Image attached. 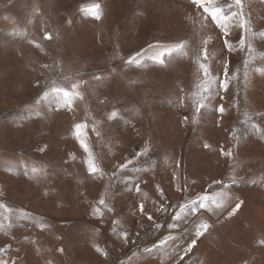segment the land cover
Returning a JSON list of instances; mask_svg holds the SVG:
<instances>
[{"label":"rangeland","instance_id":"374dc122","mask_svg":"<svg viewBox=\"0 0 264 264\" xmlns=\"http://www.w3.org/2000/svg\"><path fill=\"white\" fill-rule=\"evenodd\" d=\"M92 3L101 4L100 20L81 12ZM244 11L256 32L247 37L256 51L247 56L246 78L247 49L240 50L236 21L228 36L236 50L229 52L215 24L201 26L191 0H0V203L7 209H0V248L7 249L0 259L7 264H264V0H245ZM14 30L23 35H9ZM44 31L53 39L45 40ZM202 38H211L213 75L223 77L226 60L230 76L240 73L197 116L193 54ZM181 40L189 41L187 58L166 65L147 59ZM132 56L144 66L126 64ZM93 75L107 79L97 85ZM77 80L89 83L74 110H56L49 102L34 105L52 81L70 89ZM220 105L223 114L216 110ZM37 107L39 116L32 114ZM112 110L119 116L107 120ZM89 116L101 121V136L89 127L88 142L102 179L88 175L85 154L72 134L74 123L91 124ZM144 148L148 155L124 172L127 183L112 176L118 164ZM25 164L44 174L25 175ZM213 181L230 185L231 199L222 208L197 213L210 228L179 260L194 238H185L184 230L194 228L196 217L182 213L187 222L169 229L171 216L184 201L219 191L222 185ZM102 195L113 211L103 209L97 218L92 209ZM239 201L241 208L229 217ZM161 206L168 210L158 211ZM170 232L177 241L167 251H144ZM177 244L180 252L173 254Z\"/></svg>","mask_w":264,"mask_h":264},{"label":"snow or ice","instance_id":"6c2138e0","mask_svg":"<svg viewBox=\"0 0 264 264\" xmlns=\"http://www.w3.org/2000/svg\"><path fill=\"white\" fill-rule=\"evenodd\" d=\"M191 4L200 11L199 23L202 27L206 25V22L210 21L211 23L215 24L218 29L221 30L224 36L223 45L229 52L236 50L232 42L228 39L231 31L230 22L232 20L236 21V26H238L241 30V35L238 41L240 50L243 51L245 48L247 49L246 58L244 60V76L246 78V68L249 63L247 56L253 55L256 51V49H254L248 42L247 37L249 32H251L252 36L255 37L256 32H254L251 28L250 16L247 15L244 11L245 0H231L230 3H221V0H191ZM226 11L228 12L227 15L225 14ZM81 12L87 16L95 18L96 20H100L103 15V10L100 3H92L87 7H82ZM68 23L71 24V21H68ZM193 23H196V21L194 20ZM9 35L16 36L23 35V33L14 30L12 33H9ZM43 38L48 41L53 39L52 34L47 31H44ZM210 39L211 38H202L200 47L193 54V59L197 65L198 71V82L195 85L196 90L193 93V96L196 98L194 107L197 116L200 115L202 109L208 107L210 101L218 96L221 91L227 92L231 81L236 80L240 73V69H237V72L233 73L230 76V62L226 60L223 65V77L221 78L218 75H213L210 62L215 54L209 50ZM36 47L40 48L41 46L37 44ZM189 47L190 45L188 40H181L177 43L160 47V50L156 55L149 56L147 57V59L151 60L153 63L166 65L174 59L187 58ZM125 63L129 65H135L137 67L144 66V60L139 59L138 56L129 57L125 61ZM43 67L48 68L49 65H44ZM105 79H107V77H103L101 75L92 76V82L97 85L102 84ZM88 83V81L77 80L71 85V88L68 89L60 87L58 86L56 81H52L49 86L42 91L40 97L34 102V105L38 106L41 102H49L54 103L56 110L63 108L72 111L74 110L75 102L77 100L84 99V93L81 91V88ZM220 98L223 99V96H220ZM101 103H103V101ZM216 110L221 114L225 112V108L223 105H220ZM32 114L36 116L40 115L38 107L34 108ZM118 116V111L112 110L107 115V120H115ZM245 116H248V113H245ZM88 119L92 121L91 124H89L88 120L74 123L72 134L85 154L83 163L86 166L88 175L96 179H102L104 176V171L97 162V158L94 155L93 150L88 142L89 127H91L92 132L95 133L97 137L101 136V131L98 127L101 124V121L92 119L91 116H89ZM185 119L187 120L188 118L185 117ZM193 122H196V117H193ZM232 135L234 137L237 135L235 130H233ZM46 147L47 146L40 148L39 151L44 152L46 150ZM204 147L208 148L210 146L208 144H205ZM148 151V148H144L143 150L136 153L134 159H129L124 163L118 164L116 166V171L112 173V176L117 180H121L127 183L130 177L124 175L125 170L129 168V165L134 164V160L136 158L148 155ZM221 151L225 156L231 157L233 155L231 151ZM71 158L73 160L76 159L75 155H72ZM23 169L25 175L31 174L33 176H36L39 174H44L43 169L37 167H31L29 169V166L26 164L23 165ZM235 182V178H233L232 183ZM213 184L222 185V187L219 191L204 192L197 198L184 201L178 206V210L171 216L173 222L168 224L169 229L177 228V221L184 220L185 222H187L186 216L182 215V213H190L193 217H196V221H198H193L194 228L191 231L189 229L184 230L185 238L193 236L194 238H191L190 242L187 244V247L183 249L182 254L179 255V260L185 259V256L190 253L193 247H195V245L197 244L198 239L202 237L210 228V225L207 223V221L197 216V213H199L201 210L213 211L212 206H214L215 208H222L225 203L231 199V197L229 196L230 185L223 184L222 181H213ZM209 188H212V185H209ZM157 190L160 191L161 196L164 195L163 191L159 190V187H157ZM177 190L179 191L181 189L178 187ZM136 191H141L139 185H136ZM242 204L243 201H239L238 203H236L235 207L232 208V210L228 213V216L231 217L235 215V213L241 208ZM139 207L140 211L143 213L145 211L144 204L141 203ZM0 209H6V205L0 203ZM103 209L113 211L112 207L106 203V200L102 195L101 198L97 201V205L93 207L92 214L97 218L103 217ZM157 210L163 212L167 211L168 209L161 206ZM20 218L24 219L27 218V216L26 214H22ZM5 219H8V217H5ZM148 219L152 220L153 217L151 215H148ZM3 227L4 225L0 223V228ZM41 227H43V225H41ZM160 227L161 225L154 223V228L158 229ZM113 233H115V227H113ZM122 235L125 241H127L128 233L124 232ZM137 235L139 234L137 233ZM175 241H177V237L170 232L166 237L160 239L157 243H155L152 248H145L144 251L149 254H151L154 249L156 251H159L161 249L167 251L170 243ZM261 243L264 244V241H261ZM6 251V248H0V254H3ZM58 251L63 252V249L60 248L58 249ZM97 251H101V249L98 248ZM179 252L180 246L179 244H177L176 248L173 249V254ZM104 255L107 256L108 253L104 252ZM0 264H7V261L0 259ZM176 264H179V261H177Z\"/></svg>","mask_w":264,"mask_h":264}]
</instances>
